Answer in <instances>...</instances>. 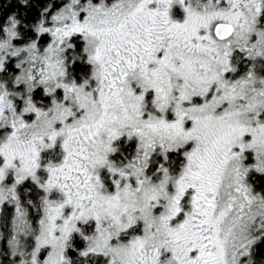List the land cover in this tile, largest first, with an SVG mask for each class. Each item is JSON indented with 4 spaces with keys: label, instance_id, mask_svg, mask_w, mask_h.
I'll list each match as a JSON object with an SVG mask.
<instances>
[{
    "label": "snow or ice",
    "instance_id": "1",
    "mask_svg": "<svg viewBox=\"0 0 264 264\" xmlns=\"http://www.w3.org/2000/svg\"><path fill=\"white\" fill-rule=\"evenodd\" d=\"M0 264H264V0H0Z\"/></svg>",
    "mask_w": 264,
    "mask_h": 264
}]
</instances>
